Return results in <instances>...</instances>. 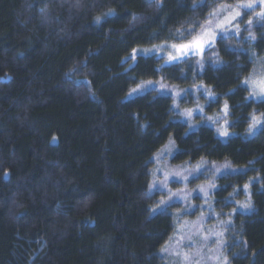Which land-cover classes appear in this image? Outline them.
Instances as JSON below:
<instances>
[{
  "label": "trees",
  "instance_id": "trees-1",
  "mask_svg": "<svg viewBox=\"0 0 264 264\" xmlns=\"http://www.w3.org/2000/svg\"><path fill=\"white\" fill-rule=\"evenodd\" d=\"M241 2L0 0V264H165L179 221L194 217L151 191L154 157L170 140V168L208 163L172 187L194 188L213 178L214 164L233 166L211 193L212 207L230 215L228 264H264V126L247 134L253 116L264 121V100L243 85L254 54L264 55L260 8L242 10L239 32L201 57L130 58L140 47L187 43L214 8ZM158 80L213 97L186 93L177 108L155 89L128 98ZM225 103L228 137L182 120L185 108L202 104L212 116Z\"/></svg>",
  "mask_w": 264,
  "mask_h": 264
},
{
  "label": "rangeland",
  "instance_id": "rangeland-1",
  "mask_svg": "<svg viewBox=\"0 0 264 264\" xmlns=\"http://www.w3.org/2000/svg\"><path fill=\"white\" fill-rule=\"evenodd\" d=\"M254 4L258 5L255 9L264 10V3H261V0H254ZM234 6V5H233ZM242 11V10H241ZM260 11V12H261ZM258 12V14L260 13ZM227 12L221 13L219 20H223L227 16ZM240 18V17H239ZM233 21L232 24L235 25L238 23V19ZM218 22V21H214ZM228 28L227 32H224L221 29L216 30L215 40L213 45L216 43L219 36H228L237 34L236 29L232 26L225 25ZM240 30V26H239ZM163 45V47H161ZM171 43H162L158 45L140 47L134 50L131 55L134 63L138 56H151L156 55L158 57H163L168 62V55H179L174 49L170 46ZM159 49V50H157ZM206 48L203 52L194 51L190 52L188 55L183 56L179 61H173L171 63H176L187 59L190 56H203ZM255 65L252 70V73L248 76H251L254 80L264 79V55L254 54ZM170 64V63H169ZM244 86H246L243 83ZM249 90L250 99L254 100H264V94H261L259 90L254 91L253 85L249 84L246 86ZM158 90L162 94H169L174 97V107L177 108L179 100L186 93H193L194 98L198 100V94L203 91L208 98H212V94L204 86H195L183 90L175 85H171L163 80L158 81H146L141 83L139 86L134 88L128 98L135 97L139 94H142L148 90ZM254 93V94H253ZM198 109H203L199 111ZM222 108L221 112L215 115H208L204 111L202 104H198L194 107H188L181 111L182 120L185 121L191 130H194L200 123H206L214 127L218 134L220 135L221 131H227L228 135L220 137H228L231 135L229 130L230 120L228 118V113L225 115ZM191 111V115H188V112ZM211 118V119H209ZM257 120L262 121L260 117H256ZM255 124V127L252 125ZM252 125L248 130V136H254L260 129L261 124L255 123L253 121ZM175 151V144L173 140H170L154 157L155 167L153 168L152 181H151V191L158 190L163 193V197L160 199V203L165 207L173 202L180 201L184 204V212L188 214H193L194 217L191 220H181L177 228V232L174 238L165 246L163 249V255L165 256V264H224V258L226 257L225 253V226L230 221V215L223 217L218 211H216L211 202V193L215 188L214 178L221 175L224 170H230L233 166L230 163L214 164L212 166V175L213 178L202 184L197 185L196 187H187V188H175L172 187V183H182L186 186L189 181L199 176L207 168V161H201L196 165H189L184 163L176 168H170L168 164L169 157ZM170 161V160H169ZM199 170L194 171L197 166ZM227 166V167H226ZM216 169H220L219 172ZM179 172L180 175L177 176L176 173ZM191 172V175H188L187 180H183V176ZM227 172V171H226ZM167 176V181L165 182V177ZM209 185H214L209 187ZM204 188L205 191L201 192L199 189ZM205 192L207 195H205ZM201 197V200L196 199L195 197ZM177 216V212L174 214ZM221 244L223 246H221ZM187 257V258H186ZM228 264V259H227Z\"/></svg>",
  "mask_w": 264,
  "mask_h": 264
},
{
  "label": "snow or ice",
  "instance_id": "snow-or-ice-1",
  "mask_svg": "<svg viewBox=\"0 0 264 264\" xmlns=\"http://www.w3.org/2000/svg\"><path fill=\"white\" fill-rule=\"evenodd\" d=\"M149 2H153V0H149ZM206 2V0H204ZM261 3H264V0H261ZM258 5L254 4L252 0H248V2H241L237 3L234 6L233 5H219L218 7L214 8L209 14L208 18L199 26L200 30L196 32L195 35H193V32L196 30H190L189 35H192V39L189 40L187 43H182V44H173L170 47L174 49L179 55H172L169 53L168 55V62L171 63L173 61H179L183 56L188 55L190 52L194 51H200L203 52L206 48H211L213 46V42L215 40L216 36V30L221 29L224 32L228 31V28L225 27V25L232 26L236 29V32H239V23L233 25L232 22L236 21L237 18L241 17V10H243L245 13L248 11H254L255 8ZM227 12L228 15L224 17L223 20H219L218 18L220 17L221 13ZM259 18L264 19V10H262L259 13ZM214 21H218L215 22ZM252 20L248 21V24H252ZM251 39H255V36L250 34ZM163 47V45L161 46ZM159 50V49H157ZM243 83L247 86L249 84L253 85L254 91L259 90L261 94H264V79L260 80H254L251 76L249 78H246ZM254 94V93H253ZM199 111H203V109H198ZM225 115L228 112V105L225 103L224 109H223ZM188 115H191V111L188 112ZM264 115V114H262ZM211 119V118H209ZM253 121L255 123L261 124V126H264V121H259L255 116L252 117ZM255 127V124L252 125ZM220 135L226 136L228 135L227 131H221ZM199 165L197 166L196 169H193L194 171L199 170ZM227 167V166H226ZM217 172L220 171V169H216ZM192 173L189 172L187 175H184L182 178L183 180L188 179V175H191ZM177 176L180 175L179 172L176 173ZM167 181V176L165 177V182ZM214 185H209V187H212ZM245 188H247V185H245ZM201 192H204V188L199 189ZM205 195L207 193L205 192ZM221 246H223L221 244ZM187 258V257H186ZM224 264H227V257L224 258Z\"/></svg>",
  "mask_w": 264,
  "mask_h": 264
}]
</instances>
